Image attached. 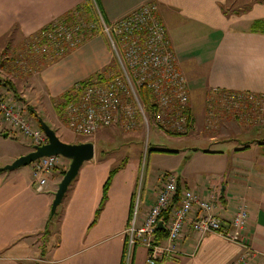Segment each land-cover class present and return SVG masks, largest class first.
Masks as SVG:
<instances>
[{"label":"crops","instance_id":"crops-1","mask_svg":"<svg viewBox=\"0 0 264 264\" xmlns=\"http://www.w3.org/2000/svg\"><path fill=\"white\" fill-rule=\"evenodd\" d=\"M85 1L0 0V47H11L16 32L26 38ZM148 1L156 3L186 77L189 131L197 127V122L204 129L209 123L206 115L194 114L193 94L203 99L207 95L211 99L214 90L264 95V0H92L107 22ZM113 61L106 37L94 33L55 62L41 67L36 76L47 98L55 100ZM22 81L21 89L16 88L17 96L7 85H0V89L24 113L28 105L39 112L26 96V78ZM9 130L10 125L0 116L2 141ZM190 137L194 142L200 139L211 144L194 149L204 154L214 173L206 183L179 175V189L212 200L211 213L224 221L244 206L248 223L237 232L240 241L187 227L178 244L181 253L166 258L163 264H229L243 255L244 264H264V126L238 128L230 138L205 135L202 129ZM94 148L93 160L81 165L53 216L51 202L67 169V159L60 156L58 168L45 175L41 190L36 189L30 164L0 171V264H122L130 211L135 208L138 167L130 162L114 166L112 158H98L95 142ZM30 150L22 148L11 160ZM10 162L0 158V166ZM115 167L119 168L102 201L104 183ZM162 183L145 198L140 209L137 207V226L142 224ZM146 253V247L136 244L131 264H145Z\"/></svg>","mask_w":264,"mask_h":264},{"label":"built area","instance_id":"built-area-1","mask_svg":"<svg viewBox=\"0 0 264 264\" xmlns=\"http://www.w3.org/2000/svg\"><path fill=\"white\" fill-rule=\"evenodd\" d=\"M95 15L97 22L80 21L73 26H59L47 34L50 40L57 42L56 46L62 39L67 47L73 48L86 38V32L99 33L106 37L113 54L112 65L73 87L61 109L67 127L81 136L116 125L126 130L137 126L147 130L153 126L163 133L186 134L191 126L189 90L156 3L144 2L109 22L99 10ZM211 96V99L218 98L225 111L236 115L242 112L246 116L256 114L264 119V95L214 90ZM0 116L18 136L29 139L33 145L47 141L40 126L1 89ZM59 158L40 157L30 163L37 190L42 189L45 175L58 168ZM162 180L140 226L136 224L135 205L122 264H131L136 244L147 249L145 264H163L166 258L178 256L181 253L178 244L187 227L201 234L213 232L230 241H240L237 232L248 223L244 206L238 207L231 218L224 221L211 213L212 200L189 189H179L174 173H165ZM159 220L167 235L163 242H156L154 238ZM244 261L243 255L229 264H244Z\"/></svg>","mask_w":264,"mask_h":264},{"label":"rangeland","instance_id":"rangeland-1","mask_svg":"<svg viewBox=\"0 0 264 264\" xmlns=\"http://www.w3.org/2000/svg\"><path fill=\"white\" fill-rule=\"evenodd\" d=\"M90 2L94 13H96L94 3L92 0ZM76 11L74 10L72 12V15L75 16L74 20L72 18L70 20L62 18L52 20L49 23L50 28L44 33H40V37H47V34L50 33L49 31L59 26H73L76 22L79 23L80 21L84 24L97 22L95 16L93 19H88ZM79 11L83 12L82 8ZM92 34L93 32L90 34L86 32L84 37ZM36 38L37 36L33 38V44L29 45L27 37L25 39L19 32H16L11 47L8 49L0 47V81L5 82L7 79L13 80L17 85L16 88L20 90L24 82L22 80L26 78L27 98L39 109L37 114L56 131L59 138L63 141L79 142L93 140L96 143L98 158L102 156L112 158L114 166L117 165L119 167L129 162L132 164L136 163L138 170L135 175L136 201L134 204H137L136 208L138 207V209L141 208L145 198L155 192L159 183L163 181V175L167 172L174 173L176 176L180 175V177L185 179L192 178L201 183H206L212 178L211 174L214 171H211L210 169L212 168L208 167L209 163L206 161V157L202 152L194 149L195 147H201V145L208 147L207 145L211 144L206 139V143L200 139L194 142L190 137L191 134H199L200 129H202L205 135H213L221 139L230 138L238 131V128L239 130L248 127L256 129L264 126V119L258 118L256 114L247 113L248 116H246L240 112L236 115L231 111H225L218 98L213 101L209 99L208 95L203 99L201 95L193 94L191 101L192 106H195V108L192 107L193 112L197 117L200 113L203 116L206 115L209 121V123L207 121L206 129H204L201 123L197 122V127L187 134L173 135L163 133L153 126H150L147 130L142 126L126 130L120 125H116L97 131L90 136L77 135L67 127L62 113L57 112L54 100L48 99L43 89H41L36 72L42 66L39 65L40 63L37 65L33 64L39 58L42 61L52 58L54 55H46L50 47L52 49L53 47L59 48V52H64L65 49L62 46V50H60V47L56 46L57 42L52 39L49 40L50 42L47 45L38 47L34 44ZM43 54H45L44 58L40 57ZM28 106L32 107L31 105ZM28 106H26V115L36 122L35 116L29 112ZM32 145L29 139H22L18 136V133L9 130L8 136L3 141L0 139V150L4 151H1L3 155L0 152V158L5 157L13 161V159L11 160L13 155H16L22 148L31 149ZM190 153L191 155H189ZM4 165L6 164L2 166Z\"/></svg>","mask_w":264,"mask_h":264},{"label":"water","instance_id":"water-1","mask_svg":"<svg viewBox=\"0 0 264 264\" xmlns=\"http://www.w3.org/2000/svg\"><path fill=\"white\" fill-rule=\"evenodd\" d=\"M35 119L45 133L47 141L42 144L32 145L30 151L18 156L12 162L1 166L0 171L13 170L20 166L29 165L40 157L61 156L67 159L69 161L67 169L57 184V189L51 202L50 216H53L69 185L78 174L81 165L86 161L93 160L95 148L92 141H63L59 138L56 131L37 113L35 114ZM157 228L164 229L161 220L158 221Z\"/></svg>","mask_w":264,"mask_h":264},{"label":"trees","instance_id":"trees-1","mask_svg":"<svg viewBox=\"0 0 264 264\" xmlns=\"http://www.w3.org/2000/svg\"><path fill=\"white\" fill-rule=\"evenodd\" d=\"M80 8H82L83 12H80L81 10L78 12V10ZM74 10H77L76 11L77 13L83 14L88 19H93L94 16L96 17V15H94L95 13H94V11L92 9L91 2L89 0H86L82 6H78ZM74 10L68 11L67 13L63 14L62 16H60L58 19L62 18V19L70 20L72 18V20H74L75 19V16L72 15V12ZM48 28H50V24L49 23L46 26H43L42 28H40L39 30H37L35 33H33L30 36H28L27 37V40L29 42V45H32L33 44V42H34L33 41V38L35 36H37L36 41L34 43L36 46L40 47L41 45H47L50 42L49 41L50 39L49 38L47 39L46 36L45 37H40L41 36L40 33H44ZM57 46H59V47H62L63 46L64 47L63 49H65L64 52H62V51L59 52L58 51L59 48H54L53 47V49H52V47H50V49H49L48 53H46V55L48 56V54H50V55H54V56H52V58H50V59H48L46 61H42L41 58H39V60H35L33 62V64H36L37 65L38 63H40L39 65L42 66V67H44L46 65H49L50 63L55 62L56 60H58L59 58H61L62 56H64L67 52H69L72 49V48L67 47L68 46L67 43L64 40H62V39L58 40ZM44 55L45 54L41 55L40 57L44 58ZM113 63H114V61L112 62V64ZM34 68H36V67L34 66ZM83 82L85 83L86 81L84 80ZM0 85H7L8 88L12 89L13 94L17 96V89H16V87L14 86V84L12 83L11 80L7 79L5 82H1L0 81ZM72 90H73V88H71L70 90L64 92L62 95H60L58 98H56L54 100L55 108L57 109V112L58 113L61 112L62 106L64 105V103L66 102V100L70 97V95L72 93ZM28 107H29V110H30L29 112L33 116H35V114L37 112L35 110H33L32 107H30V106H28ZM118 168L119 167H115V168H113L110 171V175L108 176V178L106 179V181L104 183L102 201L105 200V198H106V192H107V189H108V186H109V183H110V179H111L112 175L114 174V172ZM132 206H133V204H132ZM132 206H131V208H132ZM130 212H131V214H130V217H131V215H132V209H131ZM165 218H167V215H165ZM166 236L167 235H166V231L165 230L158 229V228L156 229V233H155V236H154L156 242L157 241H161L162 239H165Z\"/></svg>","mask_w":264,"mask_h":264}]
</instances>
